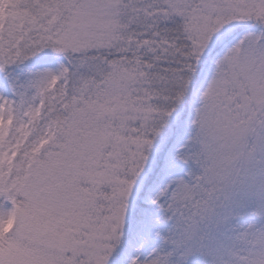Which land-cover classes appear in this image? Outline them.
<instances>
[{
	"label": "snow or ice",
	"instance_id": "snow-or-ice-1",
	"mask_svg": "<svg viewBox=\"0 0 264 264\" xmlns=\"http://www.w3.org/2000/svg\"><path fill=\"white\" fill-rule=\"evenodd\" d=\"M0 264H264V0H0Z\"/></svg>",
	"mask_w": 264,
	"mask_h": 264
}]
</instances>
